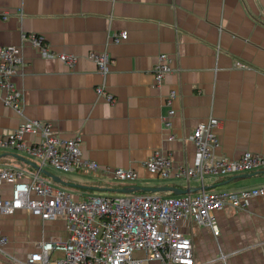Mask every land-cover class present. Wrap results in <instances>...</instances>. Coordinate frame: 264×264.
Returning <instances> with one entry per match:
<instances>
[{
  "label": "crops",
  "instance_id": "0c3cea01",
  "mask_svg": "<svg viewBox=\"0 0 264 264\" xmlns=\"http://www.w3.org/2000/svg\"><path fill=\"white\" fill-rule=\"evenodd\" d=\"M123 31L127 37L114 42ZM31 34L43 37L48 55L30 43ZM0 46L19 48L24 59L13 78L22 112L3 103L0 88V134L12 133L28 119L49 122L59 135L79 137L83 157L100 166L135 169L139 178L133 185L142 187L198 193L264 184V167L207 177L201 184L162 180L142 166L155 150L169 153L175 164H192L196 149L188 137L210 118L219 120L218 156L264 155V0H0ZM91 51L109 55L105 75L88 57ZM160 54L170 71L157 84L153 67ZM65 56H73V64ZM170 90L176 96L168 103ZM170 108L175 113L166 128ZM25 139L39 137L26 134ZM16 156L35 162L0 148V166L23 170L21 181L28 182L36 169ZM73 175L71 181L57 176L86 186L76 180L86 176ZM12 185L0 184L2 198L10 197ZM62 188L83 197L73 187ZM213 215L217 235L190 220L179 223L191 238L195 264H264V195ZM0 229L6 239L0 264H24L38 242L67 238L64 218L44 221L26 210L0 213Z\"/></svg>",
  "mask_w": 264,
  "mask_h": 264
},
{
  "label": "built area",
  "instance_id": "2783aa9c",
  "mask_svg": "<svg viewBox=\"0 0 264 264\" xmlns=\"http://www.w3.org/2000/svg\"><path fill=\"white\" fill-rule=\"evenodd\" d=\"M127 37L123 31L113 36L114 42ZM30 43L42 55L48 48L41 35H28ZM88 57L95 62L102 74L108 72L111 63L105 52L91 51ZM68 65L73 56H65ZM24 65L19 48L0 46L1 100L17 113L22 112L21 91L14 86L13 78ZM170 66L164 54L158 56L153 67L155 81L160 84ZM97 92L105 94L102 87ZM112 100L111 95H106ZM176 96L170 90L167 102ZM174 109L164 117V126L169 128ZM219 120L210 118L199 123L188 139L196 149L192 164H175L169 153L155 150L142 162L152 175L162 180H196L203 184L207 177H220L251 171L264 167V155L246 151L239 158L231 159L216 154L220 141L216 130ZM38 136L27 140L25 135ZM173 134L168 139L172 140ZM0 148L26 154L40 168L51 167L64 173L87 174L97 179H110L131 186L139 178L130 167L100 166L96 161L83 157L78 136L65 138L59 135L49 122L36 119L25 120L10 134H0ZM21 169L0 166V184L12 182L9 198L0 196V213L12 215L17 210H26L40 219L64 218L67 238L64 241L38 242L37 250L29 253L24 264H195L191 238L179 227L183 220L208 226L214 235L218 228L214 211L224 207H241L246 199L264 195V184L237 190H220L185 193L176 196H161L158 192H131L113 199L92 194L75 198L71 190L54 187L51 178L32 172L29 181ZM264 222V217H263ZM6 241L0 229V247ZM61 255H56V254Z\"/></svg>",
  "mask_w": 264,
  "mask_h": 264
},
{
  "label": "rangeland",
  "instance_id": "374dc122",
  "mask_svg": "<svg viewBox=\"0 0 264 264\" xmlns=\"http://www.w3.org/2000/svg\"><path fill=\"white\" fill-rule=\"evenodd\" d=\"M49 170L52 172V174L54 175H58V176H61L63 179H70V181L72 180V177H74L73 173L72 172H69V173H64V172H60L58 170H54L52 168H49ZM42 176H44L45 174L41 173ZM46 177V176H44ZM48 178V176L46 177ZM78 182H81V184H84L86 186H92V187H99V188H107L108 190L106 191H96V190H83V189H77V188H74L72 190L75 191V193L77 192H81V195L83 196H87V195H92L93 194H99V195H103V196H108L110 198H113V199H119L121 197H124L127 193H124V192H120L118 191L117 189H120V188H123L125 187L124 185H126L125 183L123 182H118V181H113V180H110V179H97V178H94V176L92 175H89L87 174L86 175V181L82 180V179H76ZM79 184V183H78ZM129 183H127L128 185ZM54 187H63V185L57 183V182H54L52 184ZM84 192H87L88 194H83ZM161 196H176L174 195L172 192H168V191H162V192H158Z\"/></svg>",
  "mask_w": 264,
  "mask_h": 264
},
{
  "label": "water",
  "instance_id": "95a60500",
  "mask_svg": "<svg viewBox=\"0 0 264 264\" xmlns=\"http://www.w3.org/2000/svg\"><path fill=\"white\" fill-rule=\"evenodd\" d=\"M17 158H19L20 160L28 163L29 165H31L33 168L39 170L41 173L47 175L49 178L53 179L55 182L68 186V187H86V188H91L92 190H96V191H106L108 190L107 188H99V187H88V186H82V185H77V184H72L69 182H66L64 180H62L60 177L52 174L51 172L47 171L44 168H40L35 162H32L28 159H25L23 157L20 156H16ZM120 192H124V193H131V192H162V191H168V192H172L174 195H180V194H185V193H189L190 191L188 189H181L175 186H154V187H142V186H138V185H131V186H125L123 188L117 189Z\"/></svg>",
  "mask_w": 264,
  "mask_h": 264
},
{
  "label": "trees",
  "instance_id": "16d2710c",
  "mask_svg": "<svg viewBox=\"0 0 264 264\" xmlns=\"http://www.w3.org/2000/svg\"><path fill=\"white\" fill-rule=\"evenodd\" d=\"M140 192V191H139Z\"/></svg>",
  "mask_w": 264,
  "mask_h": 264
}]
</instances>
